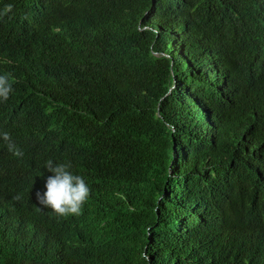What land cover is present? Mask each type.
Segmentation results:
<instances>
[{
	"label": "trees",
	"instance_id": "1",
	"mask_svg": "<svg viewBox=\"0 0 264 264\" xmlns=\"http://www.w3.org/2000/svg\"><path fill=\"white\" fill-rule=\"evenodd\" d=\"M3 74L0 264H264V0H0Z\"/></svg>",
	"mask_w": 264,
	"mask_h": 264
},
{
	"label": "clouds",
	"instance_id": "2",
	"mask_svg": "<svg viewBox=\"0 0 264 264\" xmlns=\"http://www.w3.org/2000/svg\"><path fill=\"white\" fill-rule=\"evenodd\" d=\"M11 74L0 75V103L7 102L14 91V79ZM0 139L6 143L7 149L16 157H22L23 151L12 140L10 133H0ZM71 163L57 162L53 159L45 161L44 168L52 175L45 183L46 191L35 193L40 210L50 209L58 217L79 216L88 202L91 189L83 176L71 171ZM14 199L20 200L19 195Z\"/></svg>",
	"mask_w": 264,
	"mask_h": 264
}]
</instances>
